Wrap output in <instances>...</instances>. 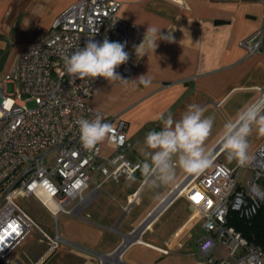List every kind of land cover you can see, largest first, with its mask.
Masks as SVG:
<instances>
[{
	"label": "crops",
	"instance_id": "crops-1",
	"mask_svg": "<svg viewBox=\"0 0 264 264\" xmlns=\"http://www.w3.org/2000/svg\"><path fill=\"white\" fill-rule=\"evenodd\" d=\"M74 1L0 0V77L12 68L25 46L42 37ZM120 1L119 15L133 24L125 51L128 61L135 60L137 65L130 74L123 73L124 64L120 65L117 73L129 82H101L90 104L125 119L133 144L128 160H142L138 142H143L149 130H160L161 114L171 112L179 119L189 104L196 103L204 108L205 116L214 117L206 150L212 160L234 167L236 162L229 161L222 150L225 123L235 122L245 107L264 109L260 91H264V43L261 52L252 55L240 45L264 23V6L259 0ZM149 26L173 39H158L154 53L148 50L138 56L135 49ZM141 76L151 83L141 84ZM249 143L250 155L264 143V136L254 131ZM114 151L107 140L102 142L103 155ZM251 171L240 169L238 181ZM195 174L177 167L173 182L153 187L139 169L134 182L124 176L104 180L100 172L94 173L81 193L83 200L77 196L65 207L70 212L60 210L54 215L60 214L59 227L45 226L49 235L60 236L58 248L48 250L41 233L33 229L14 254L26 264H211L198 256L201 222L178 193ZM135 191L137 198L129 203ZM222 253L221 248L212 252L215 258Z\"/></svg>",
	"mask_w": 264,
	"mask_h": 264
},
{
	"label": "built area",
	"instance_id": "built-area-1",
	"mask_svg": "<svg viewBox=\"0 0 264 264\" xmlns=\"http://www.w3.org/2000/svg\"><path fill=\"white\" fill-rule=\"evenodd\" d=\"M264 6V0H259ZM120 0H75L63 9L40 38L29 42L12 68L0 77V260L3 264H26L14 254L33 230L45 239L48 250L58 248L60 236L49 235L18 203L34 196L53 215L80 197L100 172L104 180L126 178L139 169L140 160L130 161L133 148L120 115H109L90 104L95 87L106 79L81 80L69 75L62 56L89 39L127 43L133 24L119 15ZM142 41H140L141 43ZM139 43V44H140ZM264 43V23L240 41L248 55L259 53ZM137 54V53H136ZM129 60L123 73L134 71ZM13 91H8V86ZM261 91L264 100V91ZM99 114L111 125L109 138L115 151L102 154V142L85 150L80 142V118ZM245 166L251 173L242 182L240 169L213 159L179 189L198 216L203 233L198 238V256L211 264H264V249L228 224L230 211L241 217L254 216L264 203V143L250 154ZM135 191L128 202L137 198ZM126 209V207H125ZM223 250L219 258L212 252Z\"/></svg>",
	"mask_w": 264,
	"mask_h": 264
},
{
	"label": "clouds",
	"instance_id": "clouds-1",
	"mask_svg": "<svg viewBox=\"0 0 264 264\" xmlns=\"http://www.w3.org/2000/svg\"><path fill=\"white\" fill-rule=\"evenodd\" d=\"M159 29L149 26L144 40L136 47L138 56L152 53L157 48L158 39L171 42V35H158ZM145 44L147 48H145ZM126 42H112L105 38L102 42L89 39L84 48L77 47L71 54L62 56L66 72L73 78L95 79L102 77L110 83L124 80L116 69L127 63ZM139 82L148 86L151 81L141 76ZM204 108L196 103L189 104L175 119L171 112L161 114L160 130H149L143 142H138V153L142 160L139 170L142 176L152 182L153 187L169 185L173 182L177 167L186 173H199L212 164L211 153L205 148V142L211 135L214 117L205 116ZM80 142L85 150H92L99 143L109 138L111 125L104 123L97 114L94 119L80 118ZM264 136V109L248 106L240 110L235 122L224 125L221 137L222 150L229 161H235L238 167H245L251 160L249 155V137L253 132ZM130 182L136 177L130 174Z\"/></svg>",
	"mask_w": 264,
	"mask_h": 264
},
{
	"label": "trees",
	"instance_id": "trees-1",
	"mask_svg": "<svg viewBox=\"0 0 264 264\" xmlns=\"http://www.w3.org/2000/svg\"><path fill=\"white\" fill-rule=\"evenodd\" d=\"M227 221L245 238L264 249V203L261 204L257 213L249 219L241 217L236 211H230ZM0 264H3L1 260Z\"/></svg>",
	"mask_w": 264,
	"mask_h": 264
},
{
	"label": "rangeland",
	"instance_id": "rangeland-1",
	"mask_svg": "<svg viewBox=\"0 0 264 264\" xmlns=\"http://www.w3.org/2000/svg\"><path fill=\"white\" fill-rule=\"evenodd\" d=\"M8 91H13L11 84L8 86ZM18 203L45 231L48 230L46 227H51L52 229L55 228V225L59 227L60 214L55 218L34 196L18 198ZM32 231L35 232L36 230Z\"/></svg>",
	"mask_w": 264,
	"mask_h": 264
}]
</instances>
